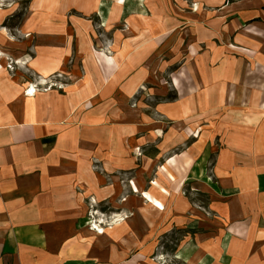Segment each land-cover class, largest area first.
Returning a JSON list of instances; mask_svg holds the SVG:
<instances>
[{
  "label": "crops",
  "instance_id": "1",
  "mask_svg": "<svg viewBox=\"0 0 264 264\" xmlns=\"http://www.w3.org/2000/svg\"><path fill=\"white\" fill-rule=\"evenodd\" d=\"M55 1L90 10L98 0ZM196 1L216 5L214 0ZM221 3L226 33L238 44L236 51L226 43V67L234 68L226 83L233 86L213 98L223 101L212 104L214 115L223 110L222 132L215 126L187 138L175 124L158 125L159 143L139 164L120 155L131 139L122 130V139L113 142L100 105L75 112L93 93L25 91L28 83L63 68L60 60L70 51L65 44L53 43L46 33L41 39L45 44H40L41 35L32 29L36 38L26 37L22 28L17 33L0 29V264H136L131 252L136 245L153 243L158 231L192 229L191 222L197 226L203 220L213 230L216 215L229 226L227 253L237 243L245 258L243 245L264 243L262 236H251L252 229L264 226V0H218L217 5ZM124 45L130 50L129 42ZM213 137L222 141L218 149L206 144ZM210 161L212 184L206 179L210 167L206 173L193 167ZM94 164L101 171L92 170ZM119 173L133 177L138 191L162 208L134 195L129 186L121 187ZM152 179L156 185L149 184ZM125 192L126 200L111 207L132 215L103 234L90 232L85 225L87 195L103 199ZM194 192L206 196L213 217L193 205L189 194Z\"/></svg>",
  "mask_w": 264,
  "mask_h": 264
},
{
  "label": "rangeland",
  "instance_id": "2",
  "mask_svg": "<svg viewBox=\"0 0 264 264\" xmlns=\"http://www.w3.org/2000/svg\"><path fill=\"white\" fill-rule=\"evenodd\" d=\"M32 1L0 0V29L17 33V29L22 28L26 37L34 36L32 29L35 35H41L40 44H45L41 42L45 38L42 35L50 34L53 43L65 44L70 51L60 60L63 64L60 71L28 83L26 92L66 94L80 89L93 93L76 107L75 112H79V107L80 111L88 112L100 105L104 126L109 128L113 142L122 139L123 134L119 133L122 130L123 133L127 131L131 139H125L129 146L120 155L134 158L136 163L157 147L162 136L158 125L166 128L175 124L187 138L198 137L203 129L215 126L217 133L222 132L223 110L216 109L214 115L212 109V104H218L221 99L213 98L215 93L223 97L233 86L226 83L228 72L234 69L226 67V43L236 51L238 44L236 37L226 33V10L222 3L217 5L218 0H214L216 5L213 6L196 0H98L90 10L55 0ZM116 3L118 9H115ZM148 3L155 5L149 8ZM127 42L130 50L124 48ZM98 57L107 65L97 61ZM16 61L14 59L13 64ZM95 62L98 67L93 64ZM7 68L13 69V66L8 64ZM96 68L100 72L97 73ZM235 68L237 78L238 67ZM120 72L124 73L120 75ZM95 77L98 83H94ZM128 80L134 83L128 85ZM206 144L218 149L222 141L213 137ZM213 164L210 161L193 167H203L205 173L210 167L206 179L212 184L215 179L211 175ZM92 170L101 171L100 165H92ZM117 179L121 187L129 186L131 193L162 208L145 192L138 191L133 177L119 173ZM149 184L156 185V182L152 179ZM126 196L125 192L122 196L97 199L88 194L87 229L103 234L132 215L130 211L112 208L119 207L118 203L125 201ZM189 198L205 217L213 215L204 194L190 193ZM191 225L194 228L158 231L153 243L136 245L131 252L136 264H264L263 242L243 245L245 258L239 256L237 243L233 251L227 253L229 226L217 215L213 230L207 227L206 220L197 226L194 222ZM196 232L198 238H194ZM251 236H262L264 240V226L252 229ZM260 245L263 253L261 250L255 254ZM142 246L149 247L148 251L144 252Z\"/></svg>",
  "mask_w": 264,
  "mask_h": 264
},
{
  "label": "trees",
  "instance_id": "3",
  "mask_svg": "<svg viewBox=\"0 0 264 264\" xmlns=\"http://www.w3.org/2000/svg\"><path fill=\"white\" fill-rule=\"evenodd\" d=\"M233 1H236V0H225V3H230V2H233Z\"/></svg>",
  "mask_w": 264,
  "mask_h": 264
},
{
  "label": "bare ground",
  "instance_id": "4",
  "mask_svg": "<svg viewBox=\"0 0 264 264\" xmlns=\"http://www.w3.org/2000/svg\"><path fill=\"white\" fill-rule=\"evenodd\" d=\"M101 1V0H100ZM98 2V1H97ZM120 149V148H119ZM127 153V152H126Z\"/></svg>",
  "mask_w": 264,
  "mask_h": 264
}]
</instances>
